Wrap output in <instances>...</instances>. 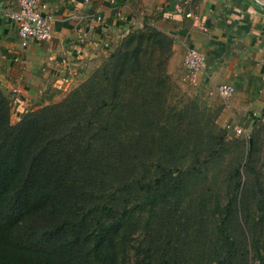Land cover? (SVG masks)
<instances>
[{
	"label": "trees",
	"instance_id": "trees-1",
	"mask_svg": "<svg viewBox=\"0 0 264 264\" xmlns=\"http://www.w3.org/2000/svg\"><path fill=\"white\" fill-rule=\"evenodd\" d=\"M172 47V37L156 27L134 29L101 70L14 124L0 86V264H179L160 242L157 251L151 240L133 239L136 212L156 199L133 204L132 194L142 183L148 196L155 183L147 180V127L154 107L164 108ZM174 120L167 115L166 122ZM179 162L155 166L157 182L174 169L187 171ZM233 177L239 191L240 167ZM235 202L217 228L231 248L219 264L233 263L239 250L228 229Z\"/></svg>",
	"mask_w": 264,
	"mask_h": 264
},
{
	"label": "crops",
	"instance_id": "crops-1",
	"mask_svg": "<svg viewBox=\"0 0 264 264\" xmlns=\"http://www.w3.org/2000/svg\"><path fill=\"white\" fill-rule=\"evenodd\" d=\"M46 1L51 39L22 41L4 14L18 0H0V86L11 101L12 117L59 100L131 30L146 24L172 37V66L176 59L181 65L187 47L207 54L197 85L211 92L222 84L235 87L223 99L226 124L247 130L264 114V5L259 0ZM17 55L25 64L15 61Z\"/></svg>",
	"mask_w": 264,
	"mask_h": 264
},
{
	"label": "rangeland",
	"instance_id": "rangeland-1",
	"mask_svg": "<svg viewBox=\"0 0 264 264\" xmlns=\"http://www.w3.org/2000/svg\"><path fill=\"white\" fill-rule=\"evenodd\" d=\"M259 2L264 5V0ZM110 54L84 78L72 83L59 100L49 104L63 100L102 69ZM166 65L169 81L162 86L164 108L154 107L156 113L151 114L154 125L147 127L152 149L147 160L152 166L147 180L155 183L151 194L145 197L139 191L141 183L132 194V203L144 204L151 196L156 199H151L143 212L140 209L136 212L134 220L139 226L135 227L134 243L151 240L154 250L158 251L160 242L162 252L177 258L179 264H219L231 248L229 241L217 234V228L230 200L236 199L228 229L233 237L237 236L240 245L231 264H264V118L249 122L245 134L232 133L222 119L224 98L217 91L197 85L183 62L178 64V59L174 66L170 65V59ZM43 106L29 109L22 116ZM183 113L185 119L183 125H179L177 118ZM167 115L176 119L173 124L166 122ZM20 119L11 116L13 124ZM162 123L165 126L162 127ZM176 160L183 168L188 167L187 171L174 169L158 183L161 175L155 176V166H167ZM136 162H142L137 155ZM237 167L242 171L239 191L233 177ZM158 192L161 193L158 195ZM144 224L149 225L148 231L142 230Z\"/></svg>",
	"mask_w": 264,
	"mask_h": 264
},
{
	"label": "built area",
	"instance_id": "built-area-1",
	"mask_svg": "<svg viewBox=\"0 0 264 264\" xmlns=\"http://www.w3.org/2000/svg\"><path fill=\"white\" fill-rule=\"evenodd\" d=\"M48 2L46 0H18V5L14 9L5 10V16L15 24L19 40L27 39L49 40L52 37V15L48 12ZM192 16L191 12L186 14ZM96 19L102 20L101 16ZM15 61L25 64L24 59L17 55ZM66 62V60H64ZM207 54L194 47H187L183 56V65L189 70L193 81L197 75L207 67ZM217 92L225 99L231 97L235 92V87L231 84H222L217 87ZM264 118V114L261 116ZM232 133L236 135L245 134L246 130L242 126L227 125Z\"/></svg>",
	"mask_w": 264,
	"mask_h": 264
}]
</instances>
